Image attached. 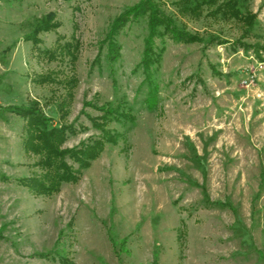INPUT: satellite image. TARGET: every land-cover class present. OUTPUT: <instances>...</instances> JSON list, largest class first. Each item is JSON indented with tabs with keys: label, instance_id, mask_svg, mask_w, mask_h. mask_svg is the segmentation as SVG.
Returning a JSON list of instances; mask_svg holds the SVG:
<instances>
[{
	"label": "rangeland",
	"instance_id": "1",
	"mask_svg": "<svg viewBox=\"0 0 264 264\" xmlns=\"http://www.w3.org/2000/svg\"><path fill=\"white\" fill-rule=\"evenodd\" d=\"M139 1L0 0V264H264V0H245L251 27L214 13L226 0H155L200 40L155 35L148 67V14L116 24ZM31 100L75 125L68 147L100 136V107L129 116L77 182L37 194L25 121L1 111Z\"/></svg>",
	"mask_w": 264,
	"mask_h": 264
},
{
	"label": "trees",
	"instance_id": "2",
	"mask_svg": "<svg viewBox=\"0 0 264 264\" xmlns=\"http://www.w3.org/2000/svg\"><path fill=\"white\" fill-rule=\"evenodd\" d=\"M215 0H177L180 10L184 13L196 14L203 9L205 5ZM245 14L243 15V13ZM214 13L221 14L223 17H237L240 20L247 22L248 26H253V16L248 10L245 0H226L219 5ZM148 14L149 35L145 40L143 63L148 67L153 56L156 53L153 51L155 35H164L169 33L178 41L193 42L200 40L196 36L191 35L187 31L179 29L175 23L163 15L157 6L155 0H140L138 3L127 7L126 10L116 19V24H120L130 15L144 16ZM55 14L50 13L46 18H42L36 24L27 37L28 40L35 41L41 31L53 29L58 26L57 21H54ZM163 26V29H160ZM76 46L68 44V52L73 59L77 56ZM152 53H154L152 55ZM52 58H55V53H51ZM116 52L114 57H118ZM159 59L158 58L156 60ZM147 76H151L150 71H146ZM70 85L76 84V78L73 77L67 81ZM62 102L65 103V100ZM103 114L99 118L93 117V125L100 130L101 134L98 138L91 142L76 146H65L70 134L76 133V127L73 123H66L64 120L57 122L54 117L48 115L37 100H31L27 104H13L2 107L1 111L11 112L22 117L25 121L24 130L25 137L23 139L24 149L28 155L36 158L35 164L40 168V172H34L30 177L20 179L22 184H25L29 189L37 194L52 195L59 192L63 183L77 182L80 178L81 171L91 166V163L97 159L107 142H116L117 135L112 133L108 128V124L114 118L129 115L120 113L118 109L111 107H100ZM66 114L64 111L63 116ZM63 118V117H62ZM78 163V168H74L73 164Z\"/></svg>",
	"mask_w": 264,
	"mask_h": 264
}]
</instances>
